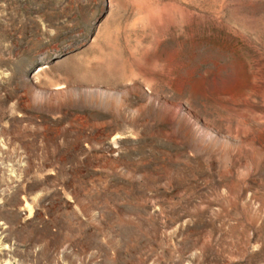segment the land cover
Masks as SVG:
<instances>
[{
  "label": "rangeland",
  "instance_id": "374dc122",
  "mask_svg": "<svg viewBox=\"0 0 264 264\" xmlns=\"http://www.w3.org/2000/svg\"><path fill=\"white\" fill-rule=\"evenodd\" d=\"M0 264H264V0H0Z\"/></svg>",
  "mask_w": 264,
  "mask_h": 264
}]
</instances>
